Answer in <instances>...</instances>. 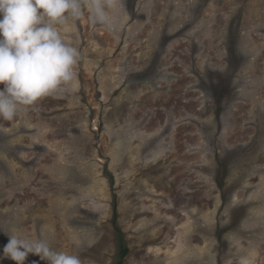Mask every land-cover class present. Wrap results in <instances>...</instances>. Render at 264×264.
<instances>
[{
	"label": "rangeland",
	"instance_id": "obj_1",
	"mask_svg": "<svg viewBox=\"0 0 264 264\" xmlns=\"http://www.w3.org/2000/svg\"><path fill=\"white\" fill-rule=\"evenodd\" d=\"M102 3L57 26L71 90L0 119V264H264V0Z\"/></svg>",
	"mask_w": 264,
	"mask_h": 264
},
{
	"label": "clouds",
	"instance_id": "obj_2",
	"mask_svg": "<svg viewBox=\"0 0 264 264\" xmlns=\"http://www.w3.org/2000/svg\"><path fill=\"white\" fill-rule=\"evenodd\" d=\"M87 4L92 22L107 21L102 0ZM82 15V0H0V119L12 121L42 98L71 90L80 54L57 26ZM28 254L49 264H82L78 254L55 251L46 240L10 233L3 256L24 264Z\"/></svg>",
	"mask_w": 264,
	"mask_h": 264
},
{
	"label": "trees",
	"instance_id": "obj_3",
	"mask_svg": "<svg viewBox=\"0 0 264 264\" xmlns=\"http://www.w3.org/2000/svg\"><path fill=\"white\" fill-rule=\"evenodd\" d=\"M127 253H128V247L122 246L120 253L121 259L119 260L118 264H123V258L127 255Z\"/></svg>",
	"mask_w": 264,
	"mask_h": 264
}]
</instances>
